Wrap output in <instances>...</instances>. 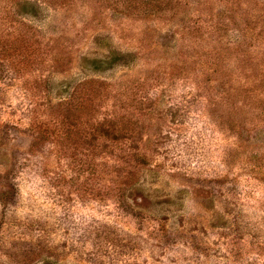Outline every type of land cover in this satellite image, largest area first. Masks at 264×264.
<instances>
[{
	"label": "rangeland",
	"instance_id": "374dc122",
	"mask_svg": "<svg viewBox=\"0 0 264 264\" xmlns=\"http://www.w3.org/2000/svg\"><path fill=\"white\" fill-rule=\"evenodd\" d=\"M0 264H264V0H0Z\"/></svg>",
	"mask_w": 264,
	"mask_h": 264
}]
</instances>
